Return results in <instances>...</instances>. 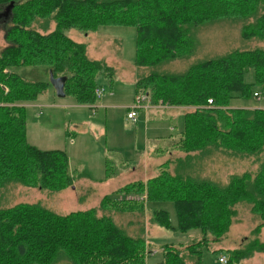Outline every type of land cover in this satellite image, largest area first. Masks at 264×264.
Here are the masks:
<instances>
[{"label": "trees", "instance_id": "16d2710c", "mask_svg": "<svg viewBox=\"0 0 264 264\" xmlns=\"http://www.w3.org/2000/svg\"><path fill=\"white\" fill-rule=\"evenodd\" d=\"M11 3L8 20L0 21L7 42L0 52V200L16 185L56 191L90 178L84 169L70 171L64 150L27 142L22 103L35 100L50 83L12 70L48 66L53 77L66 76L65 96L92 107L99 75L110 88L114 68L103 58L90 59L86 43L71 39L69 29L134 27L133 64L141 69L135 72V94L186 111L180 138L170 148L180 154L158 165L155 175L128 182L100 202L98 208L110 206L133 220L125 225L97 208L60 215L40 203L3 206L0 264H147L155 245L161 249L157 264H205L203 249L210 251L209 242L229 231L242 202L260 222L244 245L225 250V264L264 252L258 239L264 226V108L229 106L234 98L251 96L252 86L264 88V0H0V13ZM238 22L241 39L254 41L253 47L190 62L200 50L201 28ZM172 62L173 71L154 69ZM181 64L183 71H177ZM249 70L253 83L244 79ZM160 203L172 204L173 220ZM152 228L163 234L197 231V237L158 242Z\"/></svg>", "mask_w": 264, "mask_h": 264}, {"label": "rangeland", "instance_id": "374dc122", "mask_svg": "<svg viewBox=\"0 0 264 264\" xmlns=\"http://www.w3.org/2000/svg\"><path fill=\"white\" fill-rule=\"evenodd\" d=\"M1 20L3 18L0 17ZM0 26L1 52L7 42L4 39L2 22ZM66 33L71 39L86 43V52L90 59L108 58L106 62L114 68L115 72L113 85L106 88V78L99 75L97 87H103L105 91L102 98L96 100L91 107V105H79L70 95L57 97L50 84L35 100L24 102L26 140L39 149L64 150L69 158L70 171L77 170V175L84 169L90 178L75 179L72 186L56 191L16 185L9 190L8 196L7 192L4 194L3 199L0 200V207L19 202L40 203L60 215L97 208L98 214H111L126 225L132 217L129 214L113 213L110 206L104 209L98 208L102 198L105 195H111L115 189L128 182L153 176L158 165L170 161L179 152L166 149L170 141L154 143L149 138L152 133L147 128L149 124L144 122L145 113L142 110L144 107L137 110V123H132L126 118L128 107L133 105L135 96L133 82L136 78L135 72L136 69L141 71L133 64L135 28L100 26L91 33H83L72 28ZM198 38L200 50L191 57L190 62L219 56L233 49L245 50L254 46V41L241 39L239 22L232 26L222 25L210 28L204 26L198 32ZM171 64L173 62L166 67L160 65L154 69L173 71ZM183 66L181 64L177 71H183L181 70ZM12 70L27 80L50 83L48 66H20ZM244 79L247 83H253V70L246 72ZM255 91L259 93V97L253 95ZM100 102H107L108 107H99ZM145 103L148 104L147 101ZM229 106L264 107V88L252 86L251 96L234 98ZM181 111L178 121L183 118L184 110ZM152 117L175 124L173 122L175 119L168 118L165 110L154 112ZM171 152L172 154H169ZM139 197L141 196L129 198L139 199ZM160 205L164 208L170 207L171 217L173 215V219L175 218L171 203H160ZM237 211V217L234 218L229 231L221 240L209 242L210 251L203 249L205 264H223L218 261V257L222 254L227 257L225 250L239 248L251 239V231L260 222L259 217L250 211V206L246 202L237 204ZM152 231L158 242L187 243L193 236L197 237V231L188 234L165 231L163 234L162 231L154 230V228ZM258 239L264 242V226L259 231ZM155 246L153 248L156 249V253L153 254L150 251L147 256L153 264L161 259V249ZM147 249L151 250L149 246ZM214 250L217 252H211ZM238 264H264V252L255 253Z\"/></svg>", "mask_w": 264, "mask_h": 264}, {"label": "crops", "instance_id": "0c3cea01", "mask_svg": "<svg viewBox=\"0 0 264 264\" xmlns=\"http://www.w3.org/2000/svg\"><path fill=\"white\" fill-rule=\"evenodd\" d=\"M51 28H53V24L51 25ZM105 60L108 62V58H105ZM134 80H133V82H134ZM134 93H135V91H134ZM102 96L99 99H101ZM22 104L24 105L25 103L23 102ZM84 106H87V105H84ZM98 106L99 107H102V106L108 107L107 102H100V103H98ZM230 107L245 108L243 106H230ZM257 108H264V107H257ZM142 110L145 113L144 122H147V125L149 124L147 126V128H149V130H151V133H152V134L149 135V138H151V140L154 143H159L161 141H170V144H169V146L166 149L171 150L170 148H173V144L180 138V135H181L180 132H181L182 125H183V118H182L181 121L180 120L178 121V119H179V116L181 115V112H182L181 110H184V113H185L186 108L179 107V106H166V105H152V104H148V105H145ZM159 110H165L168 118H172V119L174 118L175 119L173 121V122H175V124L173 125L171 123H167L163 119H159V120L154 119L152 117V115L154 114V112H158ZM140 113H141V111H140ZM126 118H127V116H126ZM127 120H129L132 123H137V119H136V121H132L131 119L127 118ZM146 120H148V121H146ZM163 125H165V127ZM174 133H176V134H174ZM147 139H148V137H147ZM166 149H165V151H166ZM158 152H161V150H158ZM169 154H172V152L169 153ZM156 173H157V170H155V174ZM147 178L148 177L145 176L142 180H145ZM167 209H168L169 213L172 212L170 207H167ZM172 220H173V215H172ZM147 260H148L147 264H153L149 259H147ZM159 261H155L154 263L157 264Z\"/></svg>", "mask_w": 264, "mask_h": 264}, {"label": "built area", "instance_id": "2783aa9c", "mask_svg": "<svg viewBox=\"0 0 264 264\" xmlns=\"http://www.w3.org/2000/svg\"><path fill=\"white\" fill-rule=\"evenodd\" d=\"M105 89L103 87H97L95 89V96L97 99H99L103 94H104ZM253 95L255 97H259V93L254 92ZM147 101V103L149 104L150 99L149 96L145 93H137L135 94L134 98H133V105L128 107L126 116L128 119H131L132 121H136V116H137V110L141 107H144L146 104L145 102ZM212 100L208 99V104H211ZM218 261L220 263L225 264L227 261V257L225 255H222L218 258Z\"/></svg>", "mask_w": 264, "mask_h": 264}, {"label": "water", "instance_id": "95a60500", "mask_svg": "<svg viewBox=\"0 0 264 264\" xmlns=\"http://www.w3.org/2000/svg\"><path fill=\"white\" fill-rule=\"evenodd\" d=\"M12 4L13 3H11L6 7V11L4 12V15L0 14V17L3 16L5 19L9 18ZM66 79H67L66 76L53 77L52 73L50 72V84L54 88L57 97L65 96L64 85Z\"/></svg>", "mask_w": 264, "mask_h": 264}, {"label": "flooded vegetation", "instance_id": "af4514ba", "mask_svg": "<svg viewBox=\"0 0 264 264\" xmlns=\"http://www.w3.org/2000/svg\"><path fill=\"white\" fill-rule=\"evenodd\" d=\"M6 11V8L0 13L1 15H4V12ZM3 17V16H2Z\"/></svg>", "mask_w": 264, "mask_h": 264}]
</instances>
